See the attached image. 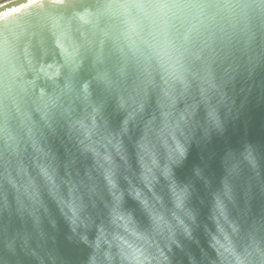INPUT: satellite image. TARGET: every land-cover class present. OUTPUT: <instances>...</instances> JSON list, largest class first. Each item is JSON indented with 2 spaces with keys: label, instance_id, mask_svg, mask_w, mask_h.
Listing matches in <instances>:
<instances>
[{
  "label": "water",
  "instance_id": "obj_1",
  "mask_svg": "<svg viewBox=\"0 0 264 264\" xmlns=\"http://www.w3.org/2000/svg\"><path fill=\"white\" fill-rule=\"evenodd\" d=\"M13 9L0 264H264V0Z\"/></svg>",
  "mask_w": 264,
  "mask_h": 264
},
{
  "label": "rangeland",
  "instance_id": "obj_2",
  "mask_svg": "<svg viewBox=\"0 0 264 264\" xmlns=\"http://www.w3.org/2000/svg\"><path fill=\"white\" fill-rule=\"evenodd\" d=\"M5 1L6 0H0V15L6 13L9 10L11 11L13 8L22 6L23 4H26L32 0H9L8 2Z\"/></svg>",
  "mask_w": 264,
  "mask_h": 264
},
{
  "label": "clouds",
  "instance_id": "obj_3",
  "mask_svg": "<svg viewBox=\"0 0 264 264\" xmlns=\"http://www.w3.org/2000/svg\"><path fill=\"white\" fill-rule=\"evenodd\" d=\"M176 148H177V150L182 151L179 143H177ZM121 251H122V254L126 256V258L136 260L139 262V264H142V262H140V257L137 254H135L134 252L131 255H129L128 253L124 252L123 249Z\"/></svg>",
  "mask_w": 264,
  "mask_h": 264
},
{
  "label": "bare ground",
  "instance_id": "obj_4",
  "mask_svg": "<svg viewBox=\"0 0 264 264\" xmlns=\"http://www.w3.org/2000/svg\"><path fill=\"white\" fill-rule=\"evenodd\" d=\"M12 10H14V9H12ZM12 10H11V11H12ZM7 12H10V10H9V11H7ZM7 12H6V13H7ZM6 13H4V14H6ZM2 15H3V14H2ZM0 16H1V15H0Z\"/></svg>",
  "mask_w": 264,
  "mask_h": 264
}]
</instances>
